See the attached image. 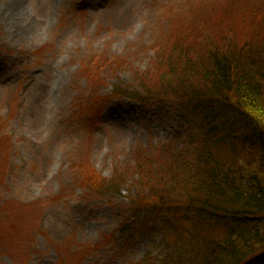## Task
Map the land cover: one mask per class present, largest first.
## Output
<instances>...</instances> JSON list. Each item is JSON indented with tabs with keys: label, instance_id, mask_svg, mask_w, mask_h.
Listing matches in <instances>:
<instances>
[{
	"label": "rangeland",
	"instance_id": "rangeland-1",
	"mask_svg": "<svg viewBox=\"0 0 264 264\" xmlns=\"http://www.w3.org/2000/svg\"><path fill=\"white\" fill-rule=\"evenodd\" d=\"M187 6L0 0V264H161L170 255L161 226L141 231L143 214L129 200L141 190L132 180L104 198L80 182L92 169L108 180L116 168L131 170L139 145L181 147L186 113L112 93L116 85L137 90L133 68L151 65V44L172 34L176 15L189 18ZM99 55L132 67L107 69L95 86L81 72Z\"/></svg>",
	"mask_w": 264,
	"mask_h": 264
},
{
	"label": "trees",
	"instance_id": "trees-1",
	"mask_svg": "<svg viewBox=\"0 0 264 264\" xmlns=\"http://www.w3.org/2000/svg\"><path fill=\"white\" fill-rule=\"evenodd\" d=\"M204 4L188 0L189 18L176 15L172 34L151 44V65L133 66L137 90L112 93L186 113L181 147L139 145L131 170L108 180L92 169L80 183L96 198L138 185L129 200L143 214L141 231L154 223L171 243L161 264H264V0ZM101 56L81 72L95 86L107 69L132 67Z\"/></svg>",
	"mask_w": 264,
	"mask_h": 264
}]
</instances>
